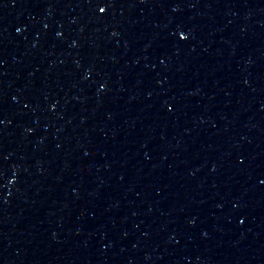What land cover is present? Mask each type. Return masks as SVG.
I'll return each mask as SVG.
<instances>
[{"label": "water", "instance_id": "95a60500", "mask_svg": "<svg viewBox=\"0 0 264 264\" xmlns=\"http://www.w3.org/2000/svg\"><path fill=\"white\" fill-rule=\"evenodd\" d=\"M0 264H264V0H0Z\"/></svg>", "mask_w": 264, "mask_h": 264}, {"label": "snow or ice", "instance_id": "6c2138e0", "mask_svg": "<svg viewBox=\"0 0 264 264\" xmlns=\"http://www.w3.org/2000/svg\"><path fill=\"white\" fill-rule=\"evenodd\" d=\"M99 11H100V12H104L105 9H104L103 7H101V8L99 9Z\"/></svg>", "mask_w": 264, "mask_h": 264}]
</instances>
